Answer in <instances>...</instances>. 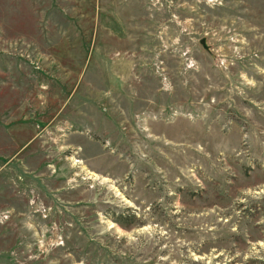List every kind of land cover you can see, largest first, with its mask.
Instances as JSON below:
<instances>
[{
  "label": "rangeland",
  "instance_id": "374dc122",
  "mask_svg": "<svg viewBox=\"0 0 264 264\" xmlns=\"http://www.w3.org/2000/svg\"><path fill=\"white\" fill-rule=\"evenodd\" d=\"M0 264H264V0H0Z\"/></svg>",
  "mask_w": 264,
  "mask_h": 264
},
{
  "label": "water",
  "instance_id": "95a60500",
  "mask_svg": "<svg viewBox=\"0 0 264 264\" xmlns=\"http://www.w3.org/2000/svg\"><path fill=\"white\" fill-rule=\"evenodd\" d=\"M200 44L203 46V48H205V50H209V47L206 44V39L205 38H201L200 39Z\"/></svg>",
  "mask_w": 264,
  "mask_h": 264
}]
</instances>
